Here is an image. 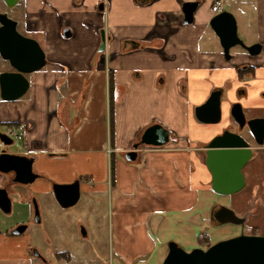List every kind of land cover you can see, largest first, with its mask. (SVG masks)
<instances>
[{"label":"crops","instance_id":"0c3cea01","mask_svg":"<svg viewBox=\"0 0 264 264\" xmlns=\"http://www.w3.org/2000/svg\"><path fill=\"white\" fill-rule=\"evenodd\" d=\"M216 1L18 2L15 18L24 30L35 33L32 38L43 49L46 64L26 74L29 86L20 98L0 97V136L11 139L7 144L0 140V151L33 157L38 175L22 189L17 182L9 185L11 208L12 194L27 203L36 194L53 195V183L76 179L80 192L109 194L116 264H162L171 240L185 250L207 245L198 243L204 233L198 225L213 226L208 220L212 203L230 201L236 211L242 204L237 193L221 197L211 188L199 150L214 127L198 120L195 109L215 87L241 83L235 66L264 63V48L253 57L236 47L231 58L223 56L209 21L221 10L234 15L246 0H219L213 11ZM189 2L196 7L187 21L183 5ZM255 7V15L240 29L249 43H264V0H255ZM5 70L9 64L0 58V72ZM261 73L258 69L256 74ZM154 123L168 130V141L161 146L140 144L135 159H125ZM249 166L243 169L245 181ZM7 178L8 173L0 172V186ZM4 213L0 209V243L10 247L0 264H31L25 244L5 236L14 224L7 223ZM30 213L22 208L19 216L25 218L19 221ZM56 252L70 260L67 251Z\"/></svg>","mask_w":264,"mask_h":264},{"label":"water","instance_id":"95a60500","mask_svg":"<svg viewBox=\"0 0 264 264\" xmlns=\"http://www.w3.org/2000/svg\"><path fill=\"white\" fill-rule=\"evenodd\" d=\"M8 7L18 0H5ZM101 7V6H100ZM195 3H185L183 11L186 20H191ZM17 21L0 13V58L7 61L10 70L0 72V97L4 100L20 98L29 86L26 74L41 69L46 64L44 51L38 41L21 34L16 29ZM210 27L218 37L223 56L229 59V49L242 45L250 55L259 53L260 43L244 45L237 35V26L234 15L221 10L216 12L209 21ZM63 34L68 36L70 31L65 28ZM104 47V34L101 32L100 50ZM219 91L211 93L204 103L197 106L195 116L202 122H216L220 117ZM236 120L243 121L244 116L240 105L232 111ZM248 125L257 136L258 143H262L264 134V118H252ZM259 128L257 132L255 129ZM169 139L168 130L154 123L147 126L133 148L125 153V159L134 160L136 148L140 144L161 146ZM0 140L7 144L11 139L2 134ZM251 149L238 135L224 131L215 136L205 147L204 161L211 173V188L213 191L227 195L238 192L245 184L242 173L243 165L251 157ZM0 172L12 173L13 181L20 184H29L37 178L33 171V157L24 154L0 151ZM52 192L56 202L61 207H69L79 199V182L53 183ZM37 210L36 204H34ZM0 209L8 213L11 209V200L7 190L0 187ZM218 221L215 225L225 223L243 224L244 217L239 216L232 208L220 205L215 214ZM25 224L17 225L11 232L19 234L24 231ZM162 264H264V235L238 234L209 244L205 248L194 247L185 250L178 243L171 240L167 243V253Z\"/></svg>","mask_w":264,"mask_h":264},{"label":"rangeland","instance_id":"374dc122","mask_svg":"<svg viewBox=\"0 0 264 264\" xmlns=\"http://www.w3.org/2000/svg\"><path fill=\"white\" fill-rule=\"evenodd\" d=\"M255 9V0H246L241 7L239 6L234 11L238 35L245 44H248L250 40L245 38L240 27L242 22L244 25L248 16V19H250L255 15ZM11 16H16L14 10ZM18 30L29 37H35V33L24 30L22 26H19ZM15 146L16 143L14 141L11 144V148H15ZM248 170L246 191H255L257 197H261L262 210L260 215L253 217L248 226L246 224L242 230L248 231V227L257 222L258 230L264 233V160L259 157L254 158L250 162ZM36 181L37 179L34 182ZM32 183L17 184V188L30 186ZM15 195H11L15 201L12 202L13 207L11 211L3 214L8 224H15L10 221L17 220L15 222H20V219L25 218L24 216L21 218L19 216L22 208L26 207L28 212H31V201L21 203L17 201ZM33 197L39 208L40 222L35 223L29 220L28 227L22 234L17 237H10L14 241L18 240V242H21L20 244H26L22 242L28 241L29 244L41 251L46 262H40L34 257L29 256L31 264H116V256L111 248L112 243H110L111 205L107 192L99 191L89 195L80 192L77 202L65 208L61 207L51 194H47L46 196L36 194ZM247 197L249 198L250 196ZM251 201L249 200L248 202ZM30 214L28 217H31ZM81 229L84 230L85 235L82 234ZM240 229L241 227L232 224L213 225L209 228H203L202 225H198L199 232L206 233L208 240L213 242L231 237ZM47 234L53 243H44ZM6 247H10V244H0V257H7L9 255V250ZM59 250L67 251L70 255V260L67 261L62 256H56L55 252Z\"/></svg>","mask_w":264,"mask_h":264},{"label":"flooded vegetation","instance_id":"af4514ba","mask_svg":"<svg viewBox=\"0 0 264 264\" xmlns=\"http://www.w3.org/2000/svg\"><path fill=\"white\" fill-rule=\"evenodd\" d=\"M19 1L20 0H18L13 6L8 7L5 0H0V13H4L8 17H11L12 19L16 20L17 21V24H16L17 30L19 28L20 20L11 16V13L13 12V10H15ZM23 23L29 28H32V26H33L32 23L28 22V21H26V22L24 21ZM21 34H23V33H21ZM23 35H25V34H23ZM237 35H238V32H237ZM25 36H27V35H25ZM238 37H239V35H238ZM253 43H260L261 44V49H260L259 53L255 54V55H250L249 52L242 45L236 44L229 49V53H230L229 58H231V56H232L231 50L235 47L238 48V50H240L241 53H244L250 57L258 56L264 48V43L259 42V41H254V42L245 44L243 42L244 45H251ZM235 67L237 70V75L239 77H241L240 78L241 83L234 88H231V86L229 88H226V89L222 88V87H215L211 91V93L219 91V94H220L219 95L220 117H219V120L216 122H206V123L210 124L212 127H214V131L211 134V136L209 137V139L200 147L199 152L201 155H203L205 157V147H206L207 143L209 141H211L215 136L222 134L224 131L238 135L247 143V145L250 147L251 152H252L250 159L243 165V167L241 169L242 173H243L244 167H246L254 158L259 157L260 159L264 160V134L262 137L263 142L258 143L256 140L257 136H255L254 132L251 130V128L248 125L249 119L264 118V63H263V65H253V64H250L248 62H244V63H241V64L235 66ZM261 68H262V70H261ZM258 69H260V71H262V73H261L262 75H260V77H258L256 74ZM255 78H256V81H254ZM230 91H231V93H230ZM211 93L209 94V96L211 95ZM223 101H225V103H226L225 106H223ZM238 104L240 105L241 112L243 113V116H244V120L242 122L239 120H236L234 115L232 114L233 113L232 112L233 107L236 110ZM255 130L258 132L259 128L256 127ZM209 173H210V171H209ZM210 177H211V173H210ZM244 181H245V179H244ZM13 184H15V182L13 181V174L8 173V178L3 183V185H1L0 187H4L8 193L9 185H13ZM246 186H247V181H245V184L242 187V189H246ZM241 190H240V192L238 191V192H235L232 194H227V195L231 196L233 194L234 195L238 194L239 198H236V199L238 200V202H240L242 204V208L239 211H236V209L234 207H232V204L230 203V201L225 202L223 200H216L214 203H212L210 211H209V217H208L209 222L212 223L214 226H217V225H215V223L218 221V219L215 216L216 211L219 209L220 205H225L227 207L232 208L234 211L238 212V215L241 217H244V219H245L243 224H232V225H237V226L241 227V229L236 234H233V236L238 235V234L264 235V234H261L260 231L258 230L257 224H256L257 222L250 225V227H248V231L242 230V228L246 224L248 226V224L251 222V219L253 217L260 215L261 210H262L261 209L262 199L260 196L257 197L255 191H246V190L241 191ZM215 193L217 195H220V196L223 195V194H219L217 192H215ZM8 196H9V194H8ZM247 196H250V197L248 198ZM249 200L250 201L252 200V201L248 202ZM34 204H36L37 210L35 209ZM31 205H32V210H31V214H30L31 217L29 216L30 218L28 217L26 220L17 222L14 225H12L11 227H9L5 231V236L7 238L17 237L20 234H22L27 229L29 220H32L35 223L40 222L39 208H38L37 202L35 201L34 197L31 199ZM10 211H11V209H10ZM19 224H25L26 225L24 231L19 233V234H13L11 231ZM225 224H231V223H225ZM81 232L83 235H85V232L83 229H81ZM203 235H205L206 239L204 238L201 240V242H198V243H209V244L214 243L213 241L208 240L206 233H203ZM51 241L52 240H50L48 238V234H47V238L45 239L44 243H53ZM0 244L4 245L6 243H0ZM208 245H206L205 247H207ZM25 248H26L25 250H26L28 256L34 257L35 259L39 260L40 262H46L45 258L43 257L41 251L38 248L29 244V242L25 244ZM55 255L61 256V254H58V252H55Z\"/></svg>","mask_w":264,"mask_h":264},{"label":"built area","instance_id":"2783aa9c","mask_svg":"<svg viewBox=\"0 0 264 264\" xmlns=\"http://www.w3.org/2000/svg\"><path fill=\"white\" fill-rule=\"evenodd\" d=\"M219 4H220V1H219V0L216 1V2L214 3V5L212 6V10H213V11H216V10L219 8Z\"/></svg>","mask_w":264,"mask_h":264},{"label":"trees","instance_id":"16d2710c","mask_svg":"<svg viewBox=\"0 0 264 264\" xmlns=\"http://www.w3.org/2000/svg\"><path fill=\"white\" fill-rule=\"evenodd\" d=\"M204 238L206 239L205 235H201V236L199 237V242H201V240L204 239ZM59 254H63V252H61V253H59Z\"/></svg>","mask_w":264,"mask_h":264}]
</instances>
